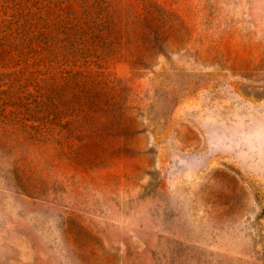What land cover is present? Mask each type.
<instances>
[{
  "label": "rangeland",
  "instance_id": "374dc122",
  "mask_svg": "<svg viewBox=\"0 0 264 264\" xmlns=\"http://www.w3.org/2000/svg\"><path fill=\"white\" fill-rule=\"evenodd\" d=\"M0 264H264V0H0Z\"/></svg>",
  "mask_w": 264,
  "mask_h": 264
}]
</instances>
